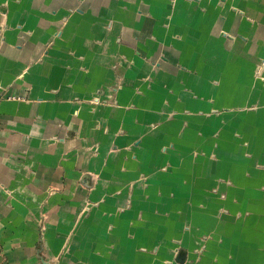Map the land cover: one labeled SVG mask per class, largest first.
<instances>
[{
  "label": "crops",
  "instance_id": "1",
  "mask_svg": "<svg viewBox=\"0 0 264 264\" xmlns=\"http://www.w3.org/2000/svg\"><path fill=\"white\" fill-rule=\"evenodd\" d=\"M177 242L264 264V0H0V264Z\"/></svg>",
  "mask_w": 264,
  "mask_h": 264
},
{
  "label": "rangeland",
  "instance_id": "2",
  "mask_svg": "<svg viewBox=\"0 0 264 264\" xmlns=\"http://www.w3.org/2000/svg\"><path fill=\"white\" fill-rule=\"evenodd\" d=\"M225 209L220 210V212H225ZM190 227L188 224H186ZM211 235L209 233L203 235L202 237L209 238ZM206 240V239H204ZM160 242H154V248H159ZM190 243L184 242V244H180L179 242L175 243L171 248L173 251V256L158 258L154 257L153 264H192L193 257L191 256L190 252ZM170 248V249H171ZM202 248V247H201Z\"/></svg>",
  "mask_w": 264,
  "mask_h": 264
}]
</instances>
